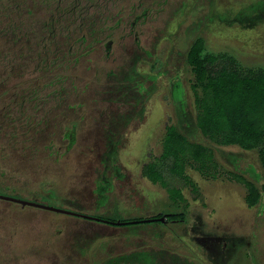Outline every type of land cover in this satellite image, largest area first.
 <instances>
[{
	"label": "rangeland",
	"instance_id": "rangeland-1",
	"mask_svg": "<svg viewBox=\"0 0 264 264\" xmlns=\"http://www.w3.org/2000/svg\"><path fill=\"white\" fill-rule=\"evenodd\" d=\"M151 28L154 66L143 62L141 76L126 66L125 79L108 65L61 69L63 80L45 85L51 97L28 117L37 129L7 114L0 82V196L104 221L0 199V264H264L258 152L203 137L187 63L202 38L207 53L264 69V0H171ZM171 127L214 154L205 165L188 159L183 179L168 176L178 201L145 174L154 177ZM239 176L260 188L256 204Z\"/></svg>",
	"mask_w": 264,
	"mask_h": 264
},
{
	"label": "flooded vegetation",
	"instance_id": "flooded-vegetation-1",
	"mask_svg": "<svg viewBox=\"0 0 264 264\" xmlns=\"http://www.w3.org/2000/svg\"><path fill=\"white\" fill-rule=\"evenodd\" d=\"M170 1L0 0V82L8 84L7 114L21 117L22 129H37L28 117L39 114L52 94L42 89L60 83L63 68L108 65L122 69L125 79L128 66L130 75L141 76L143 62L157 61L146 34L152 33L159 7ZM135 87L141 92L143 83Z\"/></svg>",
	"mask_w": 264,
	"mask_h": 264
},
{
	"label": "trees",
	"instance_id": "trees-1",
	"mask_svg": "<svg viewBox=\"0 0 264 264\" xmlns=\"http://www.w3.org/2000/svg\"><path fill=\"white\" fill-rule=\"evenodd\" d=\"M187 63L197 78L193 85L198 107L196 124L203 137L219 146L257 151L264 169V69L243 67L226 53H207L202 38H197L190 46ZM190 158L205 165L212 162L213 150L206 144L191 142L176 127H171L161 163L152 165L154 177L151 171L145 170V174L161 181L171 199L178 201L180 191L167 178L171 175L183 179L185 163ZM238 178L248 190L247 202L256 204L262 194L258 185L243 176ZM177 217L179 215L172 214L170 221Z\"/></svg>",
	"mask_w": 264,
	"mask_h": 264
},
{
	"label": "water",
	"instance_id": "water-1",
	"mask_svg": "<svg viewBox=\"0 0 264 264\" xmlns=\"http://www.w3.org/2000/svg\"><path fill=\"white\" fill-rule=\"evenodd\" d=\"M74 143V137L71 141V145H73ZM0 199L2 200H6V201H11V202H16V203H20V204H23V205H34V206H38V207H41V208H44V209H47V210H53V211H58V212H61V213H64V214H69V215H74V216H77V217H80V218H86V219H90V220H93V221H99V222H104L100 219H96V218H93V217H89L87 215H83V214H79V213H74V212H70V211H67V210H61V209H56L54 207H49V206H40V205H36L34 203H29V202H24L22 200H17V199H13V198H10V197H5V196H0ZM156 221L155 219H150V220H144L142 222H148V223H151V222H154ZM161 221H164V218L161 219ZM105 223H110V224H113L111 222H107L105 221ZM137 224L139 223L138 221H135V222H123V223H118L116 225H127V224Z\"/></svg>",
	"mask_w": 264,
	"mask_h": 264
}]
</instances>
